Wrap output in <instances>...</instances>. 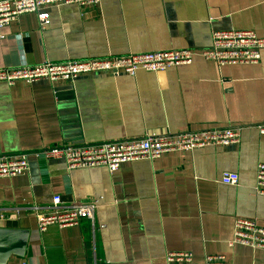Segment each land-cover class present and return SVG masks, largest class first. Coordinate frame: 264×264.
<instances>
[{
	"label": "crops",
	"instance_id": "crops-1",
	"mask_svg": "<svg viewBox=\"0 0 264 264\" xmlns=\"http://www.w3.org/2000/svg\"><path fill=\"white\" fill-rule=\"evenodd\" d=\"M42 27L24 13L0 28V69L202 49L214 30L249 29L264 38V0H101L51 5ZM264 49L255 64L196 56L164 71L81 74L10 85L0 81V154L26 152L28 171L0 177V264H170L171 251L197 264L222 254L227 264H264V249L230 245L238 217L264 226L256 171L264 163ZM241 126L240 142L168 152L156 159L69 169L41 151L216 127ZM239 183L226 184V172ZM94 204L77 226L40 229L41 214ZM22 254L16 253L22 248Z\"/></svg>",
	"mask_w": 264,
	"mask_h": 264
},
{
	"label": "built area",
	"instance_id": "built-area-1",
	"mask_svg": "<svg viewBox=\"0 0 264 264\" xmlns=\"http://www.w3.org/2000/svg\"><path fill=\"white\" fill-rule=\"evenodd\" d=\"M101 0H0V28L16 21L24 13H37L40 24L45 27L51 5L77 4L82 7L98 5ZM264 38L249 29L214 30L210 46L202 49H178L150 51L123 56L68 60L62 62L44 61L32 66L0 69V81L10 85L18 80L34 82L42 79L71 81L81 74L109 71L135 74L139 69L159 72L178 65H189L196 56L216 62L218 65L255 64L262 57ZM264 134V122L253 125ZM241 126H228L190 130L181 133H166L138 138H124L98 143L64 144L41 151L46 157H62L69 169L107 166L115 172L123 163L142 159H156L168 152L191 151L210 145H235L240 142ZM29 169L26 152L0 154V177H12ZM226 184L239 183V175L226 171L222 176ZM256 189L264 195V163L257 166ZM55 209L38 218L40 229L51 224L60 227L77 226L84 219H92L94 204L62 205L60 196L54 197ZM246 245L264 249V226L257 219L238 217L234 223L230 245ZM166 260L170 264H197L192 253L171 251ZM202 264H227L225 255H208Z\"/></svg>",
	"mask_w": 264,
	"mask_h": 264
},
{
	"label": "water",
	"instance_id": "water-1",
	"mask_svg": "<svg viewBox=\"0 0 264 264\" xmlns=\"http://www.w3.org/2000/svg\"><path fill=\"white\" fill-rule=\"evenodd\" d=\"M7 233H10V231H6L4 229H0V262H4L5 257L8 255V251L4 253V246L2 245V242H4V235ZM23 245L22 248L19 249L16 253L22 254Z\"/></svg>",
	"mask_w": 264,
	"mask_h": 264
}]
</instances>
